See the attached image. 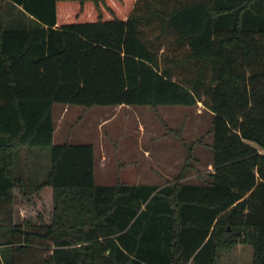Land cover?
<instances>
[{"label": "trees", "instance_id": "1", "mask_svg": "<svg viewBox=\"0 0 264 264\" xmlns=\"http://www.w3.org/2000/svg\"><path fill=\"white\" fill-rule=\"evenodd\" d=\"M199 101L205 183L99 184L93 143L53 141L55 103ZM15 188L51 216L0 218V264L30 225L53 247L29 264H222L239 243L264 264V0H0V201Z\"/></svg>", "mask_w": 264, "mask_h": 264}, {"label": "rangeland", "instance_id": "2", "mask_svg": "<svg viewBox=\"0 0 264 264\" xmlns=\"http://www.w3.org/2000/svg\"><path fill=\"white\" fill-rule=\"evenodd\" d=\"M7 10L11 8L6 5ZM16 8H14V11ZM17 17V16H15ZM55 103L54 143H93L95 181L114 184H165L182 174L181 182L205 183L214 170L211 127L214 114L202 101L195 105H94L84 107ZM58 109H62L60 112ZM252 144L255 142L251 141ZM47 150H44L45 152ZM13 203L0 201V218L14 210L16 222H38L39 214L51 216L52 196L46 189L36 196L23 197L15 188ZM33 231L30 242L24 233L17 245L26 244L17 253L18 264L41 261L51 253L53 242L44 238V229L23 226ZM253 258L251 245L239 243L224 250L222 264H243Z\"/></svg>", "mask_w": 264, "mask_h": 264}, {"label": "crops", "instance_id": "3", "mask_svg": "<svg viewBox=\"0 0 264 264\" xmlns=\"http://www.w3.org/2000/svg\"><path fill=\"white\" fill-rule=\"evenodd\" d=\"M63 104V103H62ZM55 105V104H54ZM66 106H65V109H66V107L67 106H69V105H71V104H65ZM58 111H60V112H62L63 110L62 109H58ZM55 113H54V106H53V117H54V121L56 122V120H57V118L55 117V115H54ZM54 134H55V131H54Z\"/></svg>", "mask_w": 264, "mask_h": 264}]
</instances>
